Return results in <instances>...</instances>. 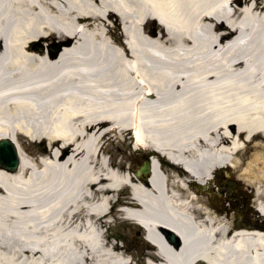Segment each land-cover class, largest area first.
I'll list each match as a JSON object with an SVG mask.
<instances>
[{
	"label": "bare ground",
	"instance_id": "bare-ground-1",
	"mask_svg": "<svg viewBox=\"0 0 264 264\" xmlns=\"http://www.w3.org/2000/svg\"><path fill=\"white\" fill-rule=\"evenodd\" d=\"M3 139L0 264H130L110 217L145 264H264V4L0 0ZM224 172L253 218L213 196Z\"/></svg>",
	"mask_w": 264,
	"mask_h": 264
},
{
	"label": "rangeland",
	"instance_id": "rangeland-1",
	"mask_svg": "<svg viewBox=\"0 0 264 264\" xmlns=\"http://www.w3.org/2000/svg\"><path fill=\"white\" fill-rule=\"evenodd\" d=\"M259 2L264 4V0H259ZM138 155L139 156H137L136 159L133 160L134 170H137L139 168V166L143 163V159L145 158V156L141 155L140 153H138ZM249 195V199H251L252 194L250 193ZM244 205L251 207L253 205V202L252 200H249L248 203L245 204V202L240 199V201L238 200L235 209L238 210L241 207H243L242 209H244ZM247 215L251 218L254 217L251 216V211L248 212ZM110 221V226L103 229L106 240L110 243L118 244L123 249H125L127 251V255H129L128 257L132 261L131 264H140V262H144L143 253L147 249L145 247V242L142 239L143 232L140 231V228L136 229L132 226L129 227L125 225V223H120V219L115 220L112 217L109 218V222Z\"/></svg>",
	"mask_w": 264,
	"mask_h": 264
},
{
	"label": "water",
	"instance_id": "water-1",
	"mask_svg": "<svg viewBox=\"0 0 264 264\" xmlns=\"http://www.w3.org/2000/svg\"><path fill=\"white\" fill-rule=\"evenodd\" d=\"M57 54H58V50L55 51L52 57H56ZM0 164L4 165L6 168L10 169L11 171L14 170L18 165V158L16 155V151L12 146V144L7 139H3L0 141ZM147 171H148V166L145 167L144 172L146 173ZM170 238L171 240H174L173 235H170Z\"/></svg>",
	"mask_w": 264,
	"mask_h": 264
}]
</instances>
